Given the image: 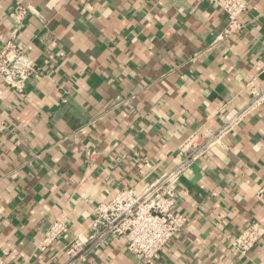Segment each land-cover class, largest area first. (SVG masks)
<instances>
[{"label": "crops", "instance_id": "crops-1", "mask_svg": "<svg viewBox=\"0 0 264 264\" xmlns=\"http://www.w3.org/2000/svg\"><path fill=\"white\" fill-rule=\"evenodd\" d=\"M244 30L207 0H0V51L36 66L18 93L0 82V255L6 264H142L118 238L66 254L93 208L141 195L194 133L217 131L264 88V0ZM188 218L158 264H264L233 239L264 228V106L178 179ZM69 232L42 252L52 221Z\"/></svg>", "mask_w": 264, "mask_h": 264}, {"label": "built area", "instance_id": "built-area-1", "mask_svg": "<svg viewBox=\"0 0 264 264\" xmlns=\"http://www.w3.org/2000/svg\"><path fill=\"white\" fill-rule=\"evenodd\" d=\"M227 16L225 37L241 33L245 24L243 15L248 11L247 0H207ZM34 73L36 66L27 56L24 46L12 43L0 51V82L18 93L24 92V84ZM251 99L237 113L224 114L223 125L217 130H205L192 134L180 147L179 161L163 173L141 195L130 189L120 190L115 197L93 208L92 221L82 235L74 237L66 254L71 258L89 248H99L118 238L125 242L128 252L142 264H158L157 259L168 248L171 240L183 231L188 218L179 210L178 179L201 157L208 155L222 136L232 132L253 112L264 106V88L253 87ZM69 232L65 221H52L39 242L44 252ZM264 236V228L251 224L235 237L232 246L241 255H247ZM0 264H6L0 255Z\"/></svg>", "mask_w": 264, "mask_h": 264}]
</instances>
